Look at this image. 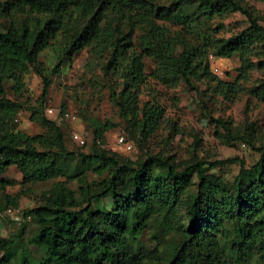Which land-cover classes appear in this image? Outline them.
Segmentation results:
<instances>
[{
	"label": "trees",
	"instance_id": "1",
	"mask_svg": "<svg viewBox=\"0 0 264 264\" xmlns=\"http://www.w3.org/2000/svg\"><path fill=\"white\" fill-rule=\"evenodd\" d=\"M236 12L247 24L227 33L224 19ZM1 20L0 187L9 181L10 166L26 183L56 180L41 192L37 205L25 210L18 195H4L0 214L19 223L34 217L40 227L31 242L45 255L31 261L27 249L18 251L13 238L0 236V262L264 264V136L255 122L210 115L220 143L238 141L258 151L253 163L243 156H200L204 141L198 131L191 158L181 163L176 154L161 151L133 159L109 149L106 132L117 123L86 113L87 141L79 144L68 129L78 145L70 148L66 103L55 113L45 112L52 74L85 48L91 61L111 75L125 136L140 143L149 142L167 119L157 99H141L150 79L167 87L184 82L201 95L197 81L204 82L210 100L233 101L245 93L264 101V23L247 0H0ZM46 48L52 49L54 67L41 61ZM211 55L239 58L233 79L213 70ZM32 68L42 76V93L25 105L8 95L7 82L24 95ZM257 70L262 75L253 81ZM25 106L44 131L18 128ZM170 123L179 132L177 121ZM229 162L239 163L232 179L208 171ZM90 172L96 176L90 178ZM75 179L77 189L69 183ZM105 198L109 206L97 204ZM9 208L17 209L18 218ZM152 222L172 236L165 254L149 250L139 238Z\"/></svg>",
	"mask_w": 264,
	"mask_h": 264
},
{
	"label": "rangeland",
	"instance_id": "2",
	"mask_svg": "<svg viewBox=\"0 0 264 264\" xmlns=\"http://www.w3.org/2000/svg\"><path fill=\"white\" fill-rule=\"evenodd\" d=\"M255 8L256 13L262 17L264 23V0H247ZM5 20L0 21V27ZM227 33L238 29L240 26L247 24L245 15L240 12L233 13L224 19ZM51 48L41 54V61L48 67H54L56 60L52 57ZM211 64L215 72L225 79H233L237 73L236 67L239 64V58L236 55L231 57H216L211 55ZM153 66L151 62L147 66L148 70ZM60 73L52 74V83L49 87L47 104L57 109L61 103L65 102L66 107L80 118L70 120L69 128L67 126L66 142L70 148H77L78 145L70 139V129L84 130L88 135L90 128L83 114L96 116L103 120H110L117 123L106 132L107 147L117 151L123 156L133 159L150 152H164L176 154V159L183 163L190 159L193 152L192 141L194 131H198L204 141V148L200 150L199 155L210 158H226L231 156H243L247 163H253L259 156L257 150L252 149L247 144L234 142L227 145L220 143L215 136V123L211 120L210 115L233 119L236 122H255L257 129L264 136V101L242 93L233 101L226 100L221 96L210 100L205 96L206 84L197 81L200 89L203 90L201 95L188 84L181 82L176 87L164 86L155 80H151L143 86L141 94L142 101L149 98L157 99L166 108V121L159 128L156 134L149 142L140 143L135 138H129L132 147L128 148L124 144L118 143L120 135H126V120L121 116L120 109L114 101L111 94V75L105 74L97 62L91 61V56L87 48L77 52L71 60L61 65ZM262 75V71L253 72L252 80H256ZM26 87L24 95H17L10 82H7L8 95L25 101V105L34 102L41 96L43 79L42 76L31 69L26 75ZM201 96L205 100L201 99ZM46 113L48 111L45 110ZM53 117L51 114H48ZM171 120L177 121L179 132L170 126ZM18 128L28 132H42L45 130L37 121L31 119V111L27 106L23 107L18 114ZM69 129V130H68ZM239 170L238 162H229L208 171L222 173L227 178L232 179ZM90 178L96 175L89 173ZM5 178L8 183L5 188L0 187V201H4L6 193L16 194L20 199V206L23 210L33 207L38 203V197L41 192L50 187L56 179L36 182H24L21 172L16 166H10ZM64 178V177H59ZM70 185L78 188L79 183L70 180ZM97 204L105 206L110 205L108 198L99 200ZM39 223L34 217L19 223L8 216L0 214V236L13 238L17 244V250L27 249L31 261L40 260L45 252L42 247L31 242V238L38 232ZM180 235H177L178 239ZM171 235L165 234L158 222H152L143 228L140 233L141 242L149 250L158 248L163 254L166 253V241ZM3 252H0V256ZM0 264H5L0 262Z\"/></svg>",
	"mask_w": 264,
	"mask_h": 264
},
{
	"label": "built area",
	"instance_id": "3",
	"mask_svg": "<svg viewBox=\"0 0 264 264\" xmlns=\"http://www.w3.org/2000/svg\"><path fill=\"white\" fill-rule=\"evenodd\" d=\"M47 111L49 113H55L56 109L53 106H48ZM65 115L70 119V120H77L78 116L76 113L71 112V111H66ZM72 133V138L73 140L79 142V144H83L86 143L87 141V134L85 133V131L83 130H79V129H72L71 131ZM118 143L120 144H124L126 145V147L131 148L132 147V142L123 134L120 135V137L118 138ZM8 212L12 215H14L16 218H18V214H17V209L14 208H9Z\"/></svg>",
	"mask_w": 264,
	"mask_h": 264
}]
</instances>
